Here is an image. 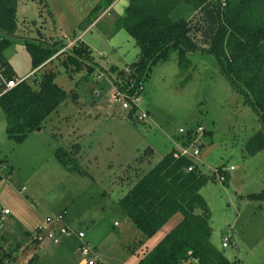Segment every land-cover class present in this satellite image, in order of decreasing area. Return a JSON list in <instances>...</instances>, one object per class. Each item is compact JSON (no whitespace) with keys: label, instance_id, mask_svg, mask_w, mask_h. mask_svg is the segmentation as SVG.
<instances>
[{"label":"rangeland","instance_id":"obj_1","mask_svg":"<svg viewBox=\"0 0 264 264\" xmlns=\"http://www.w3.org/2000/svg\"><path fill=\"white\" fill-rule=\"evenodd\" d=\"M128 3L114 0L106 7L105 0H17V29L4 58L16 79L34 78L38 68L25 41L57 42V53H63L39 72L55 70L54 82L69 98L21 141L7 135L0 107V264H79L81 242L75 236L62 237L59 244L36 240L45 218L60 213L64 219L53 226L83 230L84 241L103 264H135L181 215L147 236L119 201L137 175L180 149V128L198 125L204 130L197 138L199 168L206 174L217 167L228 170L224 181L216 174L200 189L211 217L210 240L231 261L264 264V149L250 151V139L263 129L257 113L222 74L215 57L198 49L185 53L182 67L177 51L155 61L139 94V110L148 116L144 123L129 117L112 96L117 85L133 81L129 66L139 59L135 40L115 24ZM197 15L191 14L189 22L201 44L192 29ZM78 46L90 49L93 72L83 67L71 73L61 65ZM58 148L76 150L79 170L64 167Z\"/></svg>","mask_w":264,"mask_h":264},{"label":"trees","instance_id":"obj_2","mask_svg":"<svg viewBox=\"0 0 264 264\" xmlns=\"http://www.w3.org/2000/svg\"><path fill=\"white\" fill-rule=\"evenodd\" d=\"M105 1L106 7L114 2ZM16 6L17 0H0V107L6 116L7 135L21 141L41 127L69 95L54 82L55 70L39 72L52 56L58 58L63 53H57V42L40 46L25 41L33 68H38L32 74L36 76L5 88L6 81L16 79L2 54L15 37ZM191 14H198L192 29L200 34L201 44L191 35ZM115 24L116 29L124 28L140 49L139 59L129 66L133 81L126 80L122 86L114 82L115 86L133 93L151 65L167 59L171 51H177L182 67L186 52L204 50L215 57L222 74L243 95L263 125L250 139V151L264 149V0H129L124 15L118 16ZM90 58V49L78 46L64 55L61 65L71 73L83 67L91 73L94 65ZM134 112L135 108L128 115L136 121ZM192 130L178 138L181 146L195 138ZM146 151L152 153L150 148ZM74 153L76 150L56 151L67 170H79ZM176 154L177 150L169 151L151 169L137 175L119 201L121 209L147 236L156 234L174 215H181L180 221L135 264H239L211 242L210 212L200 195L209 179L217 173H223L226 179V172L217 167L216 172L206 174L197 162ZM191 164L194 166L188 170ZM256 196L252 194L250 198Z\"/></svg>","mask_w":264,"mask_h":264},{"label":"built area","instance_id":"obj_3","mask_svg":"<svg viewBox=\"0 0 264 264\" xmlns=\"http://www.w3.org/2000/svg\"><path fill=\"white\" fill-rule=\"evenodd\" d=\"M26 78V77H25ZM25 78L20 79H11L5 82V88L10 89L14 86H16L19 82H21ZM144 89L143 84L140 82L136 88V90L133 93L128 92V88L126 90H121L118 87L113 92V100L114 101H121V106L123 109H126L131 111L135 108V112L133 113L134 119L140 123L144 122L147 118V112L144 110H139V103H140V97L139 94ZM1 95V93H0ZM189 130L180 128L179 132L181 135H186ZM192 134L195 135V138L192 140V142L188 143L186 146H180V149H178V154L180 156H186L188 158H191L194 162H197V156L200 154L199 147H198V135L203 132V128L201 125H198L195 129H193ZM193 164L188 166V170H192ZM233 167L230 166L229 170H232ZM213 172H216L215 169ZM228 172V170L223 171ZM219 176V179L221 181L225 180V175L223 173H217ZM5 213L8 211L5 209ZM64 219V214L60 213L58 216L54 219L52 218H45L42 225L38 226L37 232H36V240L39 242L50 240L54 244L61 243L62 237H71L75 236L81 243L78 247L80 252V260L79 264H103L102 261L99 259V257L95 254L94 249L90 247V245L84 241L85 238V232L83 230L75 231L71 229L70 227L66 225H59L57 227H54V223L61 222ZM47 225V226H45ZM227 238L224 239L222 242V246L225 247L227 245Z\"/></svg>","mask_w":264,"mask_h":264},{"label":"water","instance_id":"obj_4","mask_svg":"<svg viewBox=\"0 0 264 264\" xmlns=\"http://www.w3.org/2000/svg\"><path fill=\"white\" fill-rule=\"evenodd\" d=\"M37 129L39 130L40 128L38 127ZM0 213H1V208H0Z\"/></svg>","mask_w":264,"mask_h":264},{"label":"crops","instance_id":"obj_5","mask_svg":"<svg viewBox=\"0 0 264 264\" xmlns=\"http://www.w3.org/2000/svg\"><path fill=\"white\" fill-rule=\"evenodd\" d=\"M144 123V122H143ZM174 148H175V146H174ZM227 174V173H226Z\"/></svg>","mask_w":264,"mask_h":264}]
</instances>
